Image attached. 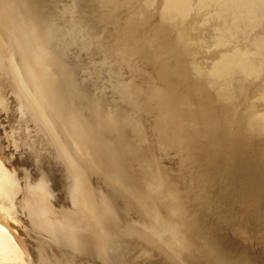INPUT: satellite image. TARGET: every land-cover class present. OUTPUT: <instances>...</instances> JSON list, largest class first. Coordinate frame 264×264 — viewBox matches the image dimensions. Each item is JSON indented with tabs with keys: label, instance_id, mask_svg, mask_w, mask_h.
Listing matches in <instances>:
<instances>
[{
	"label": "bare ground",
	"instance_id": "obj_1",
	"mask_svg": "<svg viewBox=\"0 0 264 264\" xmlns=\"http://www.w3.org/2000/svg\"><path fill=\"white\" fill-rule=\"evenodd\" d=\"M61 1L0 0V264H264V167L242 172L264 134V4L241 0L263 13L235 37L240 0H224L234 22L207 36L232 42L223 63L182 58L163 69L166 89L146 91L132 58L153 57L160 37L127 19L138 31L121 38L127 0H99L104 14ZM197 2L211 19L223 4ZM193 6L164 0L158 18ZM223 130L245 143L233 177L202 150Z\"/></svg>",
	"mask_w": 264,
	"mask_h": 264
},
{
	"label": "rangeland",
	"instance_id": "obj_2",
	"mask_svg": "<svg viewBox=\"0 0 264 264\" xmlns=\"http://www.w3.org/2000/svg\"><path fill=\"white\" fill-rule=\"evenodd\" d=\"M64 1L65 0H63V2ZM219 1L220 2L222 1L223 3L224 0H219ZM66 2H68V0ZM163 2L164 0H154L153 2H151L150 5H148L145 3V0H127L125 4L123 2L121 3L120 11L123 16L116 17L114 21L117 27L118 26L120 27L119 33H120L121 38L124 37L127 33H136L138 31V30H131V29L124 30L122 28L123 24L126 22L127 19L133 20L135 22V25L138 26V28L144 32H148L149 31L148 28L151 26L154 29L152 31L156 35H159L160 37V39H154L156 45L153 46V49L156 50V54L153 57L150 56V58H148V57L140 56L138 53H136V55H134L132 58V60L138 63L139 65V70H138L139 79H141V81L147 80L148 86L146 87V91H148L152 83H154L160 89H166L168 87V84L165 83L166 78L163 75V69L166 68L170 71H174L180 59L183 58L184 61L186 59L190 62L189 65H187V67L188 66L197 67L199 65V62L203 63V65H201V67L203 68L206 65H210V64H213L215 66L218 63L220 64L223 63L222 55H225L224 53L227 52L226 50L230 46H232V42L229 39H226L225 42L207 40L208 35H214V34H218L221 32H227V30H229V28L233 24L234 22L233 13L230 9L226 8L227 6L226 3L222 4V9L220 10V14L213 13L212 19H211L210 15L205 12V10H208V8L207 7L201 8L202 4L198 3L197 0H194V6L191 12L186 17L183 18L181 14H175V16L172 18L173 23H168L170 22L169 20L161 21V19L158 18L160 16ZM253 2H255L254 4H259V5L264 4V0H262V2H258L257 0H254ZM246 3L249 4L248 1ZM59 4L61 3L59 2ZM97 5H98V12L101 11V13L104 14V12L106 11L105 10L106 7L104 6V4L98 0ZM237 6H239V9H238L239 13L238 15H236L237 27H235V31H234L236 32L235 37H238L241 34L244 35V30H247L246 29L247 27L244 28V25L246 26L247 24H249L248 22H246V20L249 21L246 18V15L251 14L253 17L259 18L260 15L263 13L261 11H257L256 9H254L255 7L249 9L248 5L241 4V0L238 2ZM260 23H264V19ZM108 25L110 26L111 23H108ZM262 27L264 28V24L262 25ZM253 30L255 31V34L257 37L260 31H264L258 26L254 27ZM248 31L251 35L252 30L248 29ZM177 35H179V37L181 38V41L177 40L176 38ZM236 49H238V47H236ZM231 54H233V52L228 53V55H231ZM255 58L264 59L263 56L261 55L255 56ZM208 74L209 76H211L209 72ZM191 75L195 77L193 73H191ZM211 79H212V82L215 81L213 78ZM216 82L218 83V82H224V81L217 80ZM220 90L221 89H219V91ZM208 92H210L209 94L214 95V92H212V89L208 88ZM248 93L249 91L246 88V81H245V85L241 93L242 96H245L244 104L246 103L251 104V102H253L252 98H248ZM237 100L243 103V100L241 98ZM239 112L245 114L242 108L239 110ZM239 117L240 116H237V115L230 116V118H235V119ZM0 121L2 122L1 117H0ZM0 128H1V124H0ZM224 131L225 130H223V132ZM223 132H221L220 136H218V134L220 133L219 132L217 136L213 135L211 137L210 136L207 137L208 140L206 139V141L211 140L210 143L208 142L210 145L206 144L202 146V150H203V147L204 149L206 147L205 149L206 154L211 152V150L212 152H216V150H218L216 153L218 154L217 159L213 161L212 163L213 170L214 168H216V170L214 171L218 172L219 174L223 175L225 172H227L225 174L233 177V174L237 172V169L239 168L238 165L241 162V157L238 156L240 153L238 151L241 148V146L245 145V143H240V142L236 143L235 145H237L238 147H235L234 149L230 145L231 141L229 137L231 136V134L226 131L225 133ZM257 139L258 141L261 142L262 150L259 148V146H256V148L259 149L258 153L261 152V155L260 157L257 155L255 156L256 151L254 149L248 150L250 153H247V151H245L246 155H248L249 158L243 161L244 167L242 169V172H244L245 174L248 171V168L250 166L254 168L250 172L246 173L244 175L245 177L250 176L254 170H257V168L264 167V160H263L264 159V134L257 137ZM255 140H256V137H255ZM224 142H226L227 145ZM211 143L215 145L212 146ZM4 147H5L4 148L5 151L8 152L9 151L8 147H6L5 145ZM219 148H221L222 150H219ZM224 149L226 152L223 151ZM221 155L223 156L221 157ZM224 156L225 158H223ZM12 159H13V156H12ZM223 162L225 163L224 164L225 166L221 165L223 164ZM227 162H230V163H227ZM253 164H255V166H253ZM217 166L219 167L221 166V167L219 168ZM227 175H224V176L227 177L228 180H230L231 178ZM227 178H225V180ZM228 182H231V181H228Z\"/></svg>",
	"mask_w": 264,
	"mask_h": 264
}]
</instances>
